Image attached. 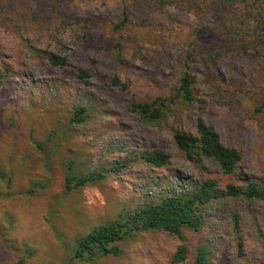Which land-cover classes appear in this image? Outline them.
Segmentation results:
<instances>
[{"label": "rangeland", "instance_id": "rangeland-1", "mask_svg": "<svg viewBox=\"0 0 264 264\" xmlns=\"http://www.w3.org/2000/svg\"><path fill=\"white\" fill-rule=\"evenodd\" d=\"M260 34L264 0H0V264H192L199 247L206 264H264V201L229 196L203 207L199 230L181 229L184 261L172 260L179 240L157 229L77 255L82 237L143 204L206 179L219 190L264 180ZM184 71L192 103L176 97ZM156 97L173 99L158 120L129 109ZM198 110L239 151L231 174L175 145ZM153 150L165 165L144 160Z\"/></svg>", "mask_w": 264, "mask_h": 264}, {"label": "trees", "instance_id": "trees-1", "mask_svg": "<svg viewBox=\"0 0 264 264\" xmlns=\"http://www.w3.org/2000/svg\"><path fill=\"white\" fill-rule=\"evenodd\" d=\"M37 1L45 6L46 2L53 3V0ZM133 1L140 7H145L148 2L162 7L166 3L178 4L179 2L183 3L187 0ZM125 18L124 16L123 20L116 26L117 28L124 25L123 21ZM260 42L264 43V34H260ZM47 60L52 66H63L65 63L63 58L53 54L48 55ZM87 75L88 73L85 70H78L79 78H84ZM112 84L121 85L116 77H113ZM176 97L188 103H192L195 100L193 94V78L187 71H184L179 78ZM172 103L173 99H168V97H156L150 102L131 103L129 109L144 119L158 120L162 117L166 108ZM262 103L264 104V97ZM79 111L80 109L76 111V114ZM194 128V133L178 131L173 134L175 145L182 151L185 157L194 163H199L202 159H209L215 162L224 174L234 172L241 160L239 151L221 142L217 132L205 122L199 110L194 115ZM142 157L145 161L156 167H161L167 163L165 154L160 150L145 152L142 154ZM84 179H78L77 183H82ZM72 181L73 178L71 176H66V188L71 187ZM221 196L264 201V180L260 182L248 181L242 184L227 183L223 190H219L213 180L206 179L201 181L193 189L184 193L170 194L158 201L143 204L134 210L124 222L116 221L111 225L100 226L92 230L88 235L82 237L78 243L77 255L89 249L91 245L94 247H102L103 250L108 251L107 244L121 240L131 228L137 230L157 229L172 234L179 240L172 260L174 262L184 261L187 255V246L186 238L182 234L181 229L183 227H189L193 230H199L202 224L203 207L211 200ZM206 254V249L199 247L192 264H206Z\"/></svg>", "mask_w": 264, "mask_h": 264}]
</instances>
